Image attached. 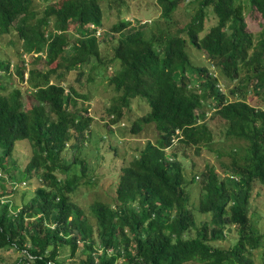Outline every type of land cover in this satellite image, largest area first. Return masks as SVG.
<instances>
[{
  "label": "trees",
  "instance_id": "16d2710c",
  "mask_svg": "<svg viewBox=\"0 0 264 264\" xmlns=\"http://www.w3.org/2000/svg\"><path fill=\"white\" fill-rule=\"evenodd\" d=\"M34 2L0 0V35L9 34L17 22L24 50L38 54L37 59L45 54L48 64L45 70L27 69L24 59L16 65L23 81L28 73L33 96L28 103L20 88L6 92L2 79L11 74V61L0 54V250L20 252L15 264H255L252 251L264 233L251 232L249 203L253 183L264 184V108L250 104L246 93L264 99V0H249V6L247 0L245 5L243 0H158L168 29L150 27L146 20L137 21L139 27L128 20L112 26L120 67L109 78L117 92L111 114L118 120L141 97L149 111L131 131L155 123L160 135L156 144L148 142L119 166L115 196L96 197L89 210L78 198L97 182L89 176L96 167L87 152L84 157L77 153L86 145L92 117L77 106L86 94L67 82L72 71L80 79L84 64L92 60L104 64V10L100 0H63L37 17ZM186 3L195 4L193 17L171 30L174 12ZM245 6L261 14L257 36L247 29ZM208 9L214 23L207 27ZM72 30L79 35L74 43L68 37ZM189 44L229 79L241 77L231 89L235 100L222 91L213 71L193 62ZM213 103L212 116L223 121L222 140L246 144L232 143L230 151L221 152L231 159L225 165L228 179L214 170L202 172L195 204L185 167L166 148L176 138L198 152L201 144L215 143L205 120ZM20 141L32 149L24 169L12 156ZM68 146L77 151L70 159ZM114 155L111 150L109 156ZM104 156L100 153L96 163L103 166ZM32 179L39 184L31 195L23 192L22 203L9 199L17 192L9 190L12 183ZM195 211L210 218L198 219ZM232 226L238 232L233 241Z\"/></svg>",
  "mask_w": 264,
  "mask_h": 264
},
{
  "label": "rangeland",
  "instance_id": "374dc122",
  "mask_svg": "<svg viewBox=\"0 0 264 264\" xmlns=\"http://www.w3.org/2000/svg\"><path fill=\"white\" fill-rule=\"evenodd\" d=\"M63 0H49L43 2L41 0H35L34 7L37 12V17L42 16L45 9L50 4H59ZM100 4L104 10V22L102 30L105 34V40L100 45L101 55L103 57L104 64L95 63L92 60L91 64H84L83 73L79 75L80 79L75 80L77 72L72 71L68 75V84H73L76 89L85 93L87 98H80L78 100V107H84L86 109L85 114L92 117V124L89 131L86 133V145L82 149L81 153H77L76 149H72L73 146H68V150L65 153L67 158H71L76 152L81 157H84L87 152V159L91 164L96 167L94 174L89 176L96 177V183L92 188L84 192L78 198V202L81 206H84L89 210L92 201L96 198L109 199L116 194L117 182L122 171L119 170V166H126L130 160L140 154V151L144 149L148 142L156 144L160 135L156 128L155 123L145 124L141 123V130L139 132H132V126L135 121L139 120L142 115H145L149 111V106L143 101L141 97L132 100V104L124 108V114L118 120H116L111 114V107L115 104L114 98L117 96V92L113 86L109 83V78L116 73L120 67L118 60L114 58V48L118 45L116 37H111V29L115 23L128 20L132 22V26L139 27L137 21L146 20L151 21L147 25L150 27H157L158 24L165 26L168 29V22L161 18V7L158 0H100ZM245 5V0L242 2ZM250 2L247 0L246 5L249 6ZM195 4H182L173 14V20L170 24V29L176 31L183 28L195 13ZM245 20L247 23V29L251 31L255 36L258 35L262 29L261 14L256 10H249L245 6ZM206 25L214 23V12L208 9ZM18 23L15 22L13 29L9 34L0 35V54L4 57L8 56L11 61V74L6 79H2V83L6 85V92L11 91L15 87L20 88L22 91V97L25 102H33V96L31 92V85L28 81V73H26L25 80L23 81L16 72V65L21 64V59H24L28 68H38L45 70L47 64L45 54H42V58L37 59L38 54H30L24 50L23 40L20 39L18 30L16 29ZM110 33V35H108ZM78 32L72 30L68 33L70 43L76 42ZM189 52L193 59V62L197 65H205L219 78V84L222 91L231 99L235 100L237 97L231 94V89L235 88L239 79L231 80L219 69H215L209 64L205 54L202 51H198L189 44ZM92 66H98L92 69ZM53 66H50V68ZM245 75V71L241 72V76ZM92 78V80H89ZM54 81V80H52ZM142 99V100H141ZM246 100L257 107L264 108V99L261 97L253 96L252 92L246 93ZM214 103L208 105L206 121L212 131L214 141L213 144H201L200 151L198 152L196 146H189L187 144L179 142L176 138L173 140V145L166 148V153L171 157H176L180 160L185 167L188 180V190L192 194V201L196 204L199 200V193L201 189V179L203 178L202 172L214 170L221 179H228L231 176L230 172L226 169L228 163H230L229 157L221 152L230 151L232 143L235 146L240 144H246L242 140H222L224 136L223 121L219 117H213L214 115ZM224 142V143H223ZM112 145V146H110ZM95 147H99L100 151H96ZM112 147V148H110ZM15 151L12 153L13 158L17 161L20 169H24L29 163L32 157V149L29 143L20 141L16 146ZM111 150H114L115 155L113 158L109 156ZM100 153H105L103 159H107L101 164H97V157ZM174 155V156H173ZM114 159L115 162L111 161ZM80 170V166H78ZM6 175L8 173L6 172ZM98 175L100 177H98ZM88 176V177H89ZM196 176V181L192 182V177ZM87 178V177H86ZM31 183L28 180L18 181L12 183V187L9 189H17L16 194H9V199H13L17 203L23 202V192L28 191V196L33 193L37 185L38 179H32ZM9 181L6 183L8 184ZM198 219L207 218L210 216L202 215L198 211H195ZM249 225L251 232L255 235H262L264 233V184L255 181L253 183V189L251 192V198L249 203ZM238 236L237 227H231L230 237L232 241ZM67 254V253H66ZM21 253L16 250H0V264H15ZM67 255H65L66 257ZM252 256L255 264H264V238L262 236L261 245L256 249H253ZM64 258L63 256L61 259ZM66 264H69L66 263Z\"/></svg>",
  "mask_w": 264,
  "mask_h": 264
},
{
  "label": "clouds",
  "instance_id": "9594fccd",
  "mask_svg": "<svg viewBox=\"0 0 264 264\" xmlns=\"http://www.w3.org/2000/svg\"><path fill=\"white\" fill-rule=\"evenodd\" d=\"M99 31H100V30H98V34H99Z\"/></svg>",
  "mask_w": 264,
  "mask_h": 264
}]
</instances>
